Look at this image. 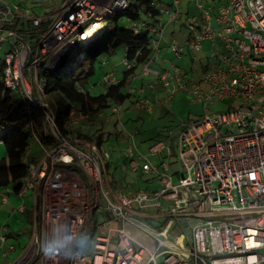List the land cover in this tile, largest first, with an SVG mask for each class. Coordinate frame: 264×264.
Wrapping results in <instances>:
<instances>
[{"label":"built area","instance_id":"built-area-1","mask_svg":"<svg viewBox=\"0 0 264 264\" xmlns=\"http://www.w3.org/2000/svg\"><path fill=\"white\" fill-rule=\"evenodd\" d=\"M28 1L0 0V49L7 45L3 79L7 87L25 98L39 99L47 109V122L57 143L38 163L30 164L17 191L7 187L0 192V206L10 201L13 192L23 199L13 213L30 209L34 216L30 241L8 264H160V258L163 264H264V0H191L197 12L189 15L181 12L180 0L166 6L157 2L161 13L147 29L152 35L150 58L136 69L135 60L124 55V71L134 69L127 86L132 109L152 111L156 102L144 94L159 88L167 92L166 100L183 92L205 107L203 114L182 125L177 139V169L170 159L173 129L164 127L167 138L144 151L138 145L136 130L122 124L128 167L155 177L159 185L155 190H127L111 184L105 171L111 147L76 131L85 120L107 122L109 115L117 116L116 123H121L126 101L109 102V115L102 109L93 117L74 104L63 132L54 109L45 100L40 76L41 67L60 75L79 72L85 48L99 41L106 30L103 21L126 8L130 0H63L57 10L48 13L37 12ZM15 21L36 27L35 45L11 27ZM170 23L189 25L186 42L179 43L171 35L163 45ZM97 28L101 32L95 35L92 31ZM206 41L210 48L204 50ZM166 48L174 57L187 55L192 61H200L199 76L195 67L187 70L164 58ZM199 52L207 53L211 60L199 58ZM67 57L68 66L57 69ZM102 62L106 65L107 58L103 56ZM166 62L171 66H165ZM152 64L160 68H152ZM149 75L154 79L147 85L135 86ZM119 81L116 70H109L99 82L106 92ZM217 102L226 103L227 109L218 112L207 107ZM160 155L164 158L154 161ZM48 163L80 177L60 165L77 163L91 177L94 192L104 200L106 209L97 219L88 254L80 253L74 245L89 217V205L81 200L82 190L77 184L49 181L48 192H41ZM50 191L60 194L53 196ZM27 194L33 196L30 207L25 202ZM162 207L169 210L167 223L156 232L133 217L140 209L161 212ZM176 224L182 229L176 230ZM129 226L141 228L151 244L136 238ZM174 230L177 232L172 234ZM0 239L3 248L8 237L1 233ZM16 249L17 245L10 243L4 255ZM44 249L52 255L46 256Z\"/></svg>","mask_w":264,"mask_h":264},{"label":"trees","instance_id":"trees-1","mask_svg":"<svg viewBox=\"0 0 264 264\" xmlns=\"http://www.w3.org/2000/svg\"><path fill=\"white\" fill-rule=\"evenodd\" d=\"M157 2L158 0H130L126 8L110 16L106 30L103 31V35L99 40L98 51H101L99 56L103 54L112 55L118 47L124 46V55L129 59L135 60L136 69L147 61L151 56L152 46V35L147 29L150 25L155 24L158 15L161 13ZM189 14L190 12L186 13V15ZM11 27L19 30L20 34L23 33V36L32 45L36 44L35 38L37 35L36 31H34L36 27L31 23L15 21ZM99 56L88 60L90 62L89 69H82L79 72L77 70L73 74L60 75L53 73L45 67L40 68V76L46 93L45 100L54 109V117L63 132H66L64 124L68 120L71 107L74 104L79 105L85 113L93 117L99 110L107 109L109 102L123 103L128 100L132 102L127 86L129 81L128 76L134 69L123 71L120 81L108 86L109 88L106 92L103 91L99 94L91 93L87 83L89 82V77L96 73L94 63ZM84 61V59L81 60L80 67L84 65ZM6 65L4 54V56H0V142L4 144L5 155L0 157V189L12 187L17 191L20 188L21 179L28 174L30 164L38 163L44 153L57 143V140L47 122V109L40 105L39 99H27L15 89L6 86L3 79ZM79 87H83L85 90L83 91ZM134 130H136L140 146H143L144 151L155 141L161 139L163 136L161 131H164L161 130L155 135H150L147 134L148 130L139 128V126H136ZM76 131L82 137L89 138L90 136V134L80 130V127ZM104 134L95 133L92 136L96 137L97 143L100 144L105 141ZM122 137L124 139L123 134ZM116 139H118L119 143L120 136L115 135L112 142L116 143ZM35 143L38 146L36 149H33ZM29 148L31 150L28 154V159L24 160V156ZM163 158L164 155H160L153 159L159 162ZM125 162L129 169L127 156ZM60 165L77 172L86 185L89 184L87 174L77 163ZM133 177L129 179L127 173L113 171L110 180L114 186L125 187L127 190L146 189L148 187L144 182L147 183L150 177L146 176L144 172L138 171ZM22 214L25 222L33 226L34 216L32 215V210L27 209ZM106 215L110 216L107 212ZM147 219L152 220L150 218ZM166 223L167 219L163 222V226ZM96 232L97 218L92 213L81 229L80 239L77 240L74 248L82 254L90 253ZM12 236V232L7 233L8 238Z\"/></svg>","mask_w":264,"mask_h":264},{"label":"rangeland","instance_id":"rangeland-1","mask_svg":"<svg viewBox=\"0 0 264 264\" xmlns=\"http://www.w3.org/2000/svg\"><path fill=\"white\" fill-rule=\"evenodd\" d=\"M63 0H53L52 4L50 5L52 10L55 11L61 6ZM163 6H166L168 4L173 3V0H158ZM180 9L182 13L187 12H197V7L195 3L191 0H180ZM214 3V1H213ZM43 13V12H41ZM109 23L108 19H105L103 21V24L107 26ZM189 25L187 23H170L165 31V37L164 42L168 44L169 39H171V35L179 42L184 43L187 40V36L189 34ZM173 32V33H172ZM172 33V34H171ZM7 48V45H4L3 49H0V56H4L5 50ZM204 50H207L210 48V43L208 41L204 42ZM125 54V47L120 46L116 49L115 53L112 55L103 54L102 56H99L95 61V68L96 73L91 75L89 77V82L87 83V86L90 87L92 94H99L104 91V86L99 82L105 75V72L109 70H116L117 74H121L124 71L125 67L123 65V58ZM107 58V64L103 65L102 57ZM199 58H202L203 60H211L209 55L205 52H199L198 53ZM163 57L167 59H173L174 64L178 66H182L184 68L191 69L192 67H195L199 76V67H200V61H192L189 56H184L183 58H177L174 57L173 54L165 55L163 53ZM81 62V61H80ZM165 66H171L170 62H166L164 64ZM152 68H160L157 64H152ZM90 68V62L88 60L84 61V65L81 66L80 70H87ZM153 76H145L142 80H139L136 82V87L140 88L143 86V84L147 85V82L150 80H153ZM144 96L149 97V99L155 103V106L152 111H140L135 110L130 107L131 101L128 100L124 103L122 108V116H121V123H116L117 116L115 115H109L110 109H105L106 115L108 114L110 116V120L107 122H99V123H92L88 120L83 121L79 127L80 130H82L85 133L90 134L89 137H92V135L98 134V133H105L104 138L105 141L102 142L106 146L111 147V158L106 164L105 171L109 179H111V173L113 171H120L125 172L128 175V178H134L133 175L137 173L130 171V169L127 168V164L125 162L126 159V150H125V142L122 137L121 127L122 124H125L127 128L134 130L136 129V126H139V128L146 129L147 134L155 135L157 132L163 130L164 127H168L170 129H173L174 133L171 138V161L173 163V167L175 169L179 168L180 163L178 160V136L179 132L183 128L184 123H188L192 119H195L199 117L201 114H203L205 107L202 103L194 102L192 101L191 97L183 92H179L175 94L170 100H166L167 98V92L159 88L157 92L151 91L148 89ZM210 110L221 112L225 111L227 109V104L224 102H217L215 104H210L207 106ZM90 122V123H89ZM85 125V126H84ZM94 131V132H93ZM163 133L162 138H167V135L164 131H161ZM116 136H120L119 143L118 139H116V143H113V139ZM115 141V140H114ZM138 145H140V140L137 138ZM3 142H0V157L5 155V147H3ZM38 146L37 143L33 145V149H36ZM140 148L143 150V146L141 145ZM45 176V183L41 182L39 189L41 192H45L47 188V182L49 181H56L61 180L66 182L69 185L75 186L76 184L80 186L81 191V200L84 201L89 205V216L93 213L95 218H100L101 215H104V211L106 209L105 203L102 197H99L96 192H94L93 188L95 187L91 177L86 172L87 177L89 179V184L85 185L83 183V180L81 177L75 175L74 172L68 171L65 172L63 168L56 166V165H50L48 163V168L44 172ZM145 175L150 177V180L144 182V184L148 185L146 188L147 190H155L159 188V185L156 182L155 177L151 176V174ZM43 181V180H42ZM143 184V186H145ZM142 186V187H143ZM125 189V187H123ZM144 188V187H143ZM127 189V188H126ZM48 192V189L47 191ZM53 196L55 194H60V192H54L50 191ZM10 202L8 205H4L9 209V213L11 216H8L9 213H5L4 218H0V234L1 233H9L12 231H16L19 233L20 238L19 242L14 240V238H9L7 242L3 243L4 247H1V239H0V264H8L11 261H14L18 258V256L21 255L23 252V246L27 244L30 241L31 238V229L34 228L31 224H27L24 220V216L22 213H13L16 208L19 207V205L22 204L23 199L19 197L18 195L12 194L10 195ZM33 196L31 194H27L25 197V202L28 207H30L33 204ZM38 206L39 210L43 207L42 198L38 200ZM161 212H159L156 209H149V210H138L137 214H134V219L139 221L141 225H143L147 230L156 232L161 227H163V222L168 218L169 210L165 208L160 209ZM41 212V211H40ZM160 213L159 216L155 217H149V215ZM106 214V213H105ZM41 216V215H40ZM147 218H150L152 220H149ZM102 221V220H100ZM5 222H9V225H5ZM160 225V226H158ZM176 230L182 229L179 227V225H175ZM128 230L132 232V234L136 238H140L142 241H145V243L151 244V240L147 237V235L144 233V231L141 228H136L133 226H129ZM175 231L172 234H175ZM10 243H15L17 245V249L13 252H11L8 256L4 255L5 251H8ZM20 243V244H19ZM20 245V246H19ZM159 263L163 264V258L159 259Z\"/></svg>","mask_w":264,"mask_h":264},{"label":"crops","instance_id":"crops-1","mask_svg":"<svg viewBox=\"0 0 264 264\" xmlns=\"http://www.w3.org/2000/svg\"><path fill=\"white\" fill-rule=\"evenodd\" d=\"M52 2H53V0H47V2L45 1V2H32L31 0H29L28 1V3L30 4V5H32V7H34V9L37 11V12H43V13H48V12H50L51 10H52V8H51V6L50 5H53L52 4ZM173 33V32H172ZM171 33V34H172ZM163 45L164 46H166L167 44L163 41ZM165 55H169L170 54V52H169V50L166 48L165 50H164V52H163ZM119 76H121V74H119ZM90 123V122H89ZM85 126V125H84ZM4 189H0V192H2ZM11 195V194H10ZM11 201V200H10ZM9 201V202H10ZM8 202V203H9ZM8 203L6 204V205H8ZM5 205V204H4ZM4 205H1L0 206V218H4V216L3 215H5V213H9L8 211H9V209L6 207V206H4ZM8 216H11V214L9 213V215ZM5 225H9V222H5ZM12 233H13V236L11 237V238H14V240H16V241H18L19 240V238H20V234L19 233H17L16 231H12ZM6 235H7V233H6ZM16 238V239H15ZM9 239V238H8ZM19 242V241H18ZM20 244V243H19ZM20 246V245H19Z\"/></svg>","mask_w":264,"mask_h":264},{"label":"water","instance_id":"water-1","mask_svg":"<svg viewBox=\"0 0 264 264\" xmlns=\"http://www.w3.org/2000/svg\"><path fill=\"white\" fill-rule=\"evenodd\" d=\"M99 41L91 42L86 48L82 55V59L89 60L90 58L97 57L101 54V51H98ZM69 57H67L63 62L57 65V69H62L69 64ZM52 69V68H51ZM49 70V69H48Z\"/></svg>","mask_w":264,"mask_h":264},{"label":"clouds","instance_id":"clouds-1","mask_svg":"<svg viewBox=\"0 0 264 264\" xmlns=\"http://www.w3.org/2000/svg\"><path fill=\"white\" fill-rule=\"evenodd\" d=\"M43 251H44V254H45L46 256H51V255H52V253L49 252L47 249H44ZM56 254L59 255L58 252H57Z\"/></svg>","mask_w":264,"mask_h":264},{"label":"bare ground","instance_id":"bare-ground-1","mask_svg":"<svg viewBox=\"0 0 264 264\" xmlns=\"http://www.w3.org/2000/svg\"><path fill=\"white\" fill-rule=\"evenodd\" d=\"M92 32L96 35V34L100 33L101 31L99 28H97V29H94Z\"/></svg>","mask_w":264,"mask_h":264}]
</instances>
